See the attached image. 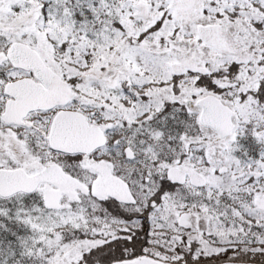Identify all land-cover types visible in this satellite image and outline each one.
Returning <instances> with one entry per match:
<instances>
[{"label":"snow or ice","instance_id":"6c2138e0","mask_svg":"<svg viewBox=\"0 0 264 264\" xmlns=\"http://www.w3.org/2000/svg\"><path fill=\"white\" fill-rule=\"evenodd\" d=\"M0 264H264V0H0Z\"/></svg>","mask_w":264,"mask_h":264}]
</instances>
